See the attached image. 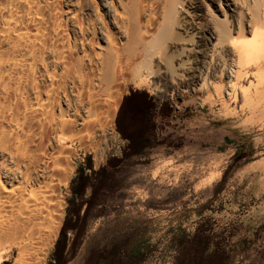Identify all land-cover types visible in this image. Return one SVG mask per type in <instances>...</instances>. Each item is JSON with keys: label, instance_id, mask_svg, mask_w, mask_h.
<instances>
[{"label": "bare ground", "instance_id": "bare-ground-1", "mask_svg": "<svg viewBox=\"0 0 264 264\" xmlns=\"http://www.w3.org/2000/svg\"><path fill=\"white\" fill-rule=\"evenodd\" d=\"M145 83L264 120V0H0V264H45L77 151L121 152Z\"/></svg>", "mask_w": 264, "mask_h": 264}, {"label": "rangeland", "instance_id": "rangeland-1", "mask_svg": "<svg viewBox=\"0 0 264 264\" xmlns=\"http://www.w3.org/2000/svg\"><path fill=\"white\" fill-rule=\"evenodd\" d=\"M129 94L114 118L122 151H77L44 263L264 264L263 118L216 124L221 105L202 94Z\"/></svg>", "mask_w": 264, "mask_h": 264}, {"label": "trees", "instance_id": "trees-1", "mask_svg": "<svg viewBox=\"0 0 264 264\" xmlns=\"http://www.w3.org/2000/svg\"><path fill=\"white\" fill-rule=\"evenodd\" d=\"M137 92V91H136ZM138 92H141V91H138ZM129 95H131V94H129ZM131 138V137H130Z\"/></svg>", "mask_w": 264, "mask_h": 264}, {"label": "built area", "instance_id": "built-area-1", "mask_svg": "<svg viewBox=\"0 0 264 264\" xmlns=\"http://www.w3.org/2000/svg\"><path fill=\"white\" fill-rule=\"evenodd\" d=\"M124 148V147H123Z\"/></svg>", "mask_w": 264, "mask_h": 264}]
</instances>
